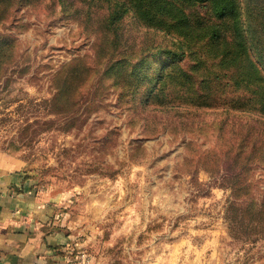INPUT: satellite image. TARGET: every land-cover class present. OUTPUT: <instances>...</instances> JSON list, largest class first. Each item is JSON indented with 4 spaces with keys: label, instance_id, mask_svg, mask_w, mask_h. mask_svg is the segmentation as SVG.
Returning <instances> with one entry per match:
<instances>
[{
    "label": "rangeland",
    "instance_id": "1",
    "mask_svg": "<svg viewBox=\"0 0 264 264\" xmlns=\"http://www.w3.org/2000/svg\"><path fill=\"white\" fill-rule=\"evenodd\" d=\"M120 2L0 0L4 176L51 201L79 264H264L263 0H234L245 31L219 42L208 1L114 21Z\"/></svg>",
    "mask_w": 264,
    "mask_h": 264
},
{
    "label": "crops",
    "instance_id": "2",
    "mask_svg": "<svg viewBox=\"0 0 264 264\" xmlns=\"http://www.w3.org/2000/svg\"><path fill=\"white\" fill-rule=\"evenodd\" d=\"M26 182L0 167V264H79L69 227Z\"/></svg>",
    "mask_w": 264,
    "mask_h": 264
},
{
    "label": "trees",
    "instance_id": "3",
    "mask_svg": "<svg viewBox=\"0 0 264 264\" xmlns=\"http://www.w3.org/2000/svg\"><path fill=\"white\" fill-rule=\"evenodd\" d=\"M116 1H117V3H116L117 6L119 4H121L120 0H116ZM200 1H203L207 4L209 2L208 5L211 6L212 13L215 16L214 17L215 20H222L221 24H214L213 23L212 30L210 32L211 38H214V40L219 42L220 40L225 38V31L231 30L235 33V39H237L238 37L241 36L242 32L245 31L244 26L240 25L238 20H237L238 11H237V7L235 6L234 0H200ZM263 2H264V0H263ZM121 6H124V7L119 8V10L115 14H113L114 16L112 17V19L114 21H119V20L123 19L125 17V15L130 10H134L136 12V14L139 16V18H141V19H147L148 18L147 10L145 8H143V6L139 2H135V0H124V2H122ZM182 17L184 19L187 18L185 13H182ZM222 26H225L224 31H223ZM183 41H184L185 46L182 45V48H185V50L188 52V55L193 58L197 54V50L192 45V42H190V40H188L187 38L183 37ZM242 45H243L242 42L236 41L234 44L231 45L233 50L232 51H226L224 53L225 56L230 55L229 56L230 58L225 63L226 67H227V64H232V63H233V65L231 67L237 66L236 63L238 62V59H240V57H239L240 54H242L245 51V48H242L241 50L238 51V49ZM225 64L222 63L221 65L223 66ZM192 65L193 64H190V68ZM185 70L187 71V69H185V68H176L172 73H169L168 76H164L162 81L165 83V86L173 78L172 75H174L175 73H179V72L184 73V72H186ZM252 73H257V71L252 72ZM248 75L249 74L244 75L243 79L247 78ZM166 79H167V83H166ZM240 110L244 111V109H240ZM231 150H234L233 147H230V151ZM240 154H244V150H241Z\"/></svg>",
    "mask_w": 264,
    "mask_h": 264
}]
</instances>
